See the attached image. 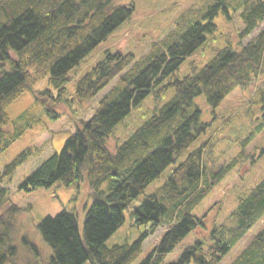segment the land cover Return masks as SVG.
Wrapping results in <instances>:
<instances>
[{
    "label": "trees",
    "instance_id": "1",
    "mask_svg": "<svg viewBox=\"0 0 264 264\" xmlns=\"http://www.w3.org/2000/svg\"><path fill=\"white\" fill-rule=\"evenodd\" d=\"M134 11L133 2L116 0H0V137L9 121L6 109L23 90H31L41 109L57 118L58 106L69 101L64 97L72 79L69 72ZM230 12L242 22L235 33L237 44L227 40L201 66L191 64L188 74L176 77L183 61L217 30L215 17L222 13L230 18ZM259 27L253 38L242 43ZM44 76L54 90L33 89ZM260 76L264 77V0H196L178 16L174 28L139 58L132 52L106 51L76 81L75 92L90 101L109 89L98 98L89 118L74 122L60 151L48 156L19 185L29 191L85 180L90 189L92 201L82 234L76 213L66 210L38 223L40 237L50 248L49 264H134L142 242L161 226L166 229L159 243L136 264H221L264 214V176L237 196L227 221L215 223L208 238H195L175 261L165 262L189 233L204 225L196 208L241 158L209 166L207 153L213 143L208 137L132 208L136 223L149 224V229L132 243L106 246L105 241L123 223L125 208L206 134L210 124L202 119L195 100L202 96L214 109L236 88L244 89ZM169 90L172 95L150 109L152 113L126 137H116L117 126L133 108L150 94L159 99ZM259 99L262 112L242 138L243 149L264 128V90L255 102ZM30 153L26 149L6 164L0 182H10ZM2 202L7 208L0 215V264H33L39 250L25 236L12 241L21 209L10 202L8 188L0 184ZM22 251L31 259L21 262ZM228 264H264V227Z\"/></svg>",
    "mask_w": 264,
    "mask_h": 264
},
{
    "label": "rangeland",
    "instance_id": "2",
    "mask_svg": "<svg viewBox=\"0 0 264 264\" xmlns=\"http://www.w3.org/2000/svg\"><path fill=\"white\" fill-rule=\"evenodd\" d=\"M116 1L123 4L133 2L134 13L69 72L72 79L66 84L64 96L69 101H63L58 106L56 111L59 116L57 118H53L41 109L31 90H23L6 109L9 121L3 126L4 136L0 137V171L22 151L30 149L31 153L24 162L16 167L10 182L7 183L4 179L0 184L1 187L8 188L10 202L21 209L16 215L17 226L12 235V241L17 242L20 237L25 236L35 243L39 250V257L33 259V264H49L50 248L42 241L37 228L42 218L47 215H55L61 210L76 213L79 231L82 234L84 215L92 201L90 189L85 180L70 186L57 182L49 187H38L29 191L19 189L22 181L36 167L52 153L60 151L64 140L74 130V122L80 118H89L98 104V98L109 89L107 86L103 89L104 91L102 90L103 92L101 91V94L90 101L81 100L75 92L76 81L88 72L95 62L102 59L106 51L132 52L136 58H139L150 49L152 42L159 40L174 28L178 16L196 0ZM229 17L222 13L215 17L214 23L217 25V30L208 35L207 41L196 53L183 61L175 72L176 77L188 74L191 71V64L201 66L212 56L214 48L221 46L227 40L234 46L237 44L235 33L242 26V22L237 14H233L232 17L230 12ZM259 29L260 27L242 43L253 38ZM44 88L54 90L48 83L47 76L38 79L33 85L34 90ZM260 90H264L263 76L244 89L236 88L214 109L207 105L202 96L195 100L202 109V119L210 124L206 134L197 139L179 157L177 162L170 164L159 177L145 188L143 193L125 208L123 223L107 238L106 246L132 243L149 229V224L136 223L131 214L132 208L139 205L146 194L158 187L178 161L206 137L210 138V142L213 143L211 151L209 154L207 153L210 161L209 166L232 160L236 156L241 158L196 208L195 212L203 218L204 225L189 233L173 251L167 254L165 262L175 261L182 250L191 245L195 238H208L211 227L215 223L227 221L231 211L236 207L237 196L247 192L264 176V128L255 135L250 143L245 145L244 149L241 145L242 138L256 124L257 117L262 112L259 109L262 101L259 99L255 102ZM172 93L173 90H169L159 99L150 94L138 107L133 108L130 115L117 126L116 137H126L149 114L150 109L164 103ZM150 113L152 112L150 111ZM113 141L111 140V143H114ZM6 208L7 205L2 202L0 215L6 211ZM263 227L264 214L232 247L221 264H228ZM165 229L162 226L158 227L145 238L142 242L141 255L134 264L156 247ZM21 256V262L25 258L31 259V255L28 256L24 251H22V255L20 252L19 257ZM190 264L195 263L191 262Z\"/></svg>",
    "mask_w": 264,
    "mask_h": 264
}]
</instances>
